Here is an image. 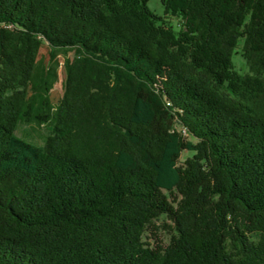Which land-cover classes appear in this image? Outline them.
I'll list each match as a JSON object with an SVG mask.
<instances>
[{
    "label": "trees",
    "instance_id": "obj_1",
    "mask_svg": "<svg viewBox=\"0 0 264 264\" xmlns=\"http://www.w3.org/2000/svg\"><path fill=\"white\" fill-rule=\"evenodd\" d=\"M162 4L0 0V264H264V0Z\"/></svg>",
    "mask_w": 264,
    "mask_h": 264
},
{
    "label": "rangeland",
    "instance_id": "obj_2",
    "mask_svg": "<svg viewBox=\"0 0 264 264\" xmlns=\"http://www.w3.org/2000/svg\"><path fill=\"white\" fill-rule=\"evenodd\" d=\"M150 10L158 15L160 18L165 17V10L164 6L162 4V0H149V6ZM175 21L173 24L176 26ZM58 59L55 63H53L52 66L55 68L62 67V64H64V58L62 55V52H58ZM48 55L47 53H43L40 57L39 63H38V69H43L44 65L48 63ZM233 61L236 67V70L243 73L248 69V66L245 64V60L241 55H236L233 57ZM58 62V63H57ZM60 71L62 68L59 69ZM59 92L56 90L54 93H52V100L54 102L58 99ZM17 136L20 137V139H24L30 143L35 144L36 146L43 147L45 143V139L51 135L50 127L48 126H37L35 124H25L21 123L19 124L18 130L16 132ZM184 158H186V155H184ZM167 223L168 220L165 218H162L160 221L156 223L157 230H152L150 233H148L149 238L151 239L152 243L155 245L158 244H164L168 245L171 239L172 233H174L168 226Z\"/></svg>",
    "mask_w": 264,
    "mask_h": 264
}]
</instances>
